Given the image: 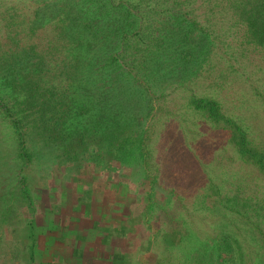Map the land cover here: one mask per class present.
I'll list each match as a JSON object with an SVG mask.
<instances>
[{
    "label": "rangeland",
    "instance_id": "1",
    "mask_svg": "<svg viewBox=\"0 0 264 264\" xmlns=\"http://www.w3.org/2000/svg\"><path fill=\"white\" fill-rule=\"evenodd\" d=\"M129 1L136 4V12L160 11L169 4L168 0L163 4L158 0V5L157 0H0V43L14 47L9 37L16 31L21 47L78 37L94 40L100 25L121 17L124 11L119 5ZM213 1L179 6L190 11L194 23L175 20L176 35L168 39L171 46L192 49V54L180 63L161 65L168 78L156 79L154 95L135 93L132 98L127 91L120 98L132 113L128 117L132 130L137 134L148 130L146 160L136 151L134 159L120 165L113 162L99 172L92 169L93 175L78 173L70 165L58 168L51 155L22 165L14 151L13 129L0 106V264H29L26 228L32 217L60 210V205L77 206L76 198L85 189L115 193L121 188L122 195L111 198L122 200L114 213H129L115 247L126 264H209L207 253L212 246L222 247L228 235L242 247V264H264V174L240 157L222 123L209 120L191 103L193 97L215 99L224 116L243 128L253 146L264 150V51L247 43L224 0ZM64 12L69 25L63 26V36L59 18ZM147 19L144 16L138 24ZM158 19L155 15V26ZM113 32L105 38L116 36ZM153 33L154 38H165L163 32ZM129 54L127 48L125 55ZM20 171L35 202L32 211L20 193ZM70 229L79 228L71 224ZM42 230L35 227L39 251L52 243L56 233ZM43 258L34 261L39 264ZM47 262L64 264L54 257Z\"/></svg>",
    "mask_w": 264,
    "mask_h": 264
},
{
    "label": "trees",
    "instance_id": "2",
    "mask_svg": "<svg viewBox=\"0 0 264 264\" xmlns=\"http://www.w3.org/2000/svg\"><path fill=\"white\" fill-rule=\"evenodd\" d=\"M160 1L163 4L165 0ZM168 1L166 8L160 11L136 12L135 3L120 4L124 11L122 16L101 24L94 40L78 37L70 39L71 42L59 36L64 41L54 43L50 40L46 45L30 43L21 47L16 31L9 37L16 47H2L0 43V106L13 129L14 151L22 165L40 158V155H45L44 159L51 155L58 168L70 165L78 173L93 175L92 169L99 172L110 168L113 162L120 165L134 159L132 155L136 151L142 159H147L148 130L140 129L143 134L132 130L128 118L132 113L120 98L123 94L126 96L127 91L132 98L135 93L154 95L152 88L156 79L168 78L167 69L162 67L165 62L180 63L192 54V49L171 46L173 43L168 37L176 35L173 31L175 20L190 19V24L194 23V18L189 16L190 11L179 6L190 5L195 0ZM155 4L160 3L157 0ZM224 7L232 11L233 23L242 27L247 43L264 51V0H224ZM155 15L159 18L158 26L154 24ZM144 16L148 17L146 23L138 24ZM59 21L60 35H63V26L69 25L65 12ZM109 26L111 29L107 30ZM33 28H30L31 33ZM112 31L116 36L105 38L104 35ZM153 31L157 35L163 32L165 38H154ZM181 45L184 47V42ZM127 48L129 55H125ZM90 50L94 52L90 53ZM191 103L209 120L218 125L222 123L220 126L229 131L240 157L264 174V150L253 146L243 128L224 116L215 99L193 97ZM21 171L17 176L21 184L20 193L32 211L35 202ZM147 178L150 179L149 176ZM150 182L147 181L148 198L152 194ZM123 189L115 193L108 189L103 193L85 189L80 198H76L77 206L60 205V210L51 209L43 212L42 217H32L26 228L30 240L27 247L29 264H36L34 260L42 257L39 264H46L53 257L64 261V264H126L115 247L129 213H114L122 200L111 198L113 194L122 195ZM97 194L103 196L97 198ZM43 215H46L45 219ZM71 224L79 229L72 231ZM35 227L56 232L52 243L44 244L41 251ZM94 242L97 243L90 247ZM224 242L222 247L221 244L212 246L207 253V263L221 264L222 259L223 264H242L243 252L237 239L228 235ZM66 248L69 251H65Z\"/></svg>",
    "mask_w": 264,
    "mask_h": 264
}]
</instances>
